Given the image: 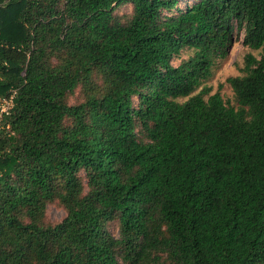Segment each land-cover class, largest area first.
<instances>
[{
    "label": "trees",
    "instance_id": "1",
    "mask_svg": "<svg viewBox=\"0 0 264 264\" xmlns=\"http://www.w3.org/2000/svg\"><path fill=\"white\" fill-rule=\"evenodd\" d=\"M188 1L0 0V264H264V0Z\"/></svg>",
    "mask_w": 264,
    "mask_h": 264
},
{
    "label": "rangeland",
    "instance_id": "2",
    "mask_svg": "<svg viewBox=\"0 0 264 264\" xmlns=\"http://www.w3.org/2000/svg\"><path fill=\"white\" fill-rule=\"evenodd\" d=\"M188 0H181V8H184L188 4ZM123 13H130L131 6H125L121 11ZM243 36L236 40L229 51V55L226 59L220 60L216 63L212 76L205 82V86L211 88L212 94L220 92L222 98L226 103L235 105L234 92L231 86L227 83V80L232 77L243 75L244 60L247 54L252 53L258 56V51H253L242 44ZM192 55V52L183 51L178 58L173 61L174 65H178L181 60L187 59ZM73 102V100H72ZM66 216V213L62 207L57 204L49 205L47 210V217L52 223L61 222ZM111 232L117 236L118 231L115 225L111 226Z\"/></svg>",
    "mask_w": 264,
    "mask_h": 264
},
{
    "label": "built area",
    "instance_id": "3",
    "mask_svg": "<svg viewBox=\"0 0 264 264\" xmlns=\"http://www.w3.org/2000/svg\"><path fill=\"white\" fill-rule=\"evenodd\" d=\"M16 90H11L7 95L0 97V130L3 127L4 118L10 115L15 105Z\"/></svg>",
    "mask_w": 264,
    "mask_h": 264
}]
</instances>
